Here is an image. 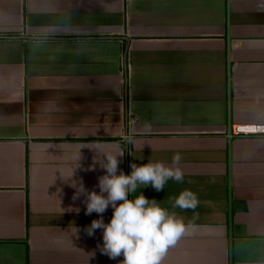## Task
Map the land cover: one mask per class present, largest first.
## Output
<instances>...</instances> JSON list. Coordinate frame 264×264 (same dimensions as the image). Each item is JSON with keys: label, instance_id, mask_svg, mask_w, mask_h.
<instances>
[{"label": "crops", "instance_id": "0c3cea01", "mask_svg": "<svg viewBox=\"0 0 264 264\" xmlns=\"http://www.w3.org/2000/svg\"><path fill=\"white\" fill-rule=\"evenodd\" d=\"M258 128L264 0H0V264H119L63 178L80 152L73 178L98 192L104 170L83 169L122 148L125 174L183 157L185 182L149 199L199 197L166 264H264Z\"/></svg>", "mask_w": 264, "mask_h": 264}, {"label": "clouds", "instance_id": "9594fccd", "mask_svg": "<svg viewBox=\"0 0 264 264\" xmlns=\"http://www.w3.org/2000/svg\"><path fill=\"white\" fill-rule=\"evenodd\" d=\"M257 131L264 132V128ZM125 144L135 143L133 136H126ZM124 156V149L103 154L100 159L94 158V164L85 171H94L95 164H99L104 174L98 178L99 191L88 190L82 178L79 182L74 179L75 171L82 168L79 154L75 158V166L71 174L63 178L75 191L73 201L84 197L85 215L96 213L100 218L93 219L84 231L93 236L96 230H102V244L97 247L101 254L112 260L123 257L119 264H166V257L177 241L189 234L192 222L198 218L195 212L199 206V197L189 188L181 190L174 196H169L167 203L155 198L149 199L142 188L151 186L155 191L165 189L169 181L178 184L185 182L182 167L183 157L179 152L172 156L170 163L149 159L147 163H131V172L125 174L119 168ZM112 208V216L105 223L103 214ZM176 209L192 210L194 215L186 219ZM75 212L79 214V207L68 206L61 208V213ZM71 230L78 235L80 229L75 225ZM95 256V252L90 253Z\"/></svg>", "mask_w": 264, "mask_h": 264}]
</instances>
